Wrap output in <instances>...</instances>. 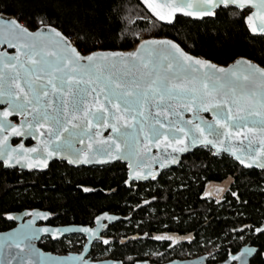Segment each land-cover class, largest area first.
Listing matches in <instances>:
<instances>
[{
    "label": "snow or ice",
    "instance_id": "6c2138e0",
    "mask_svg": "<svg viewBox=\"0 0 264 264\" xmlns=\"http://www.w3.org/2000/svg\"><path fill=\"white\" fill-rule=\"evenodd\" d=\"M70 2L0 0V13H17L0 26V43L14 49L0 53V170L35 174L31 183L21 179L4 192L39 188L38 198L24 194L26 203L58 201L55 212L24 209L30 219L0 243V264H264V55L259 64L242 58L218 66L191 55L198 35L161 37L130 26L150 20L158 32L181 17L204 23L257 9L244 21L264 38V0H142L151 16L139 7L146 19L135 22L132 9L121 15L118 0L83 14L70 10ZM53 5L60 11L49 12ZM14 138L36 144L11 146ZM185 157H195L192 168ZM53 164L64 171L53 172ZM86 168L115 169L109 180L117 183L85 185L74 173ZM45 176L37 184L36 177ZM121 191L117 206L132 211L126 226H133L136 212L149 217L135 224L138 235H107L121 222L108 212L76 224L71 204ZM60 216L67 223L49 224ZM0 219L16 216L0 206ZM161 219L168 222L165 231L153 233ZM68 234L84 241L70 258L46 257L36 246L44 240L75 247ZM141 235V247L151 241L164 250L117 251ZM190 256L194 261L184 258Z\"/></svg>",
    "mask_w": 264,
    "mask_h": 264
},
{
    "label": "trees",
    "instance_id": "16d2710c",
    "mask_svg": "<svg viewBox=\"0 0 264 264\" xmlns=\"http://www.w3.org/2000/svg\"><path fill=\"white\" fill-rule=\"evenodd\" d=\"M10 0H3V3L7 4ZM120 4L123 5L125 11L121 13V15H128L129 9L133 11L130 13L132 16V20L135 21H144L146 17L144 15H138L135 11L137 8L142 7L147 16L150 17L145 8L141 5V3H137V0H118ZM104 0H72L69 4V9L75 12L77 9L81 12V14L86 12H91L93 8H98L99 10H103ZM49 12L52 11H60L53 5L48 9ZM67 11V9L65 10ZM6 15L15 16L17 13L13 11L12 8H9L7 12H2ZM248 11L240 12L239 10L235 12H229L228 14H222L215 21H205L204 23H195L190 19L181 17L179 22L175 24V27H164L161 28L158 32L155 29H151V21L148 20L146 23L141 22L139 24L133 23L132 27H138L140 29H145L148 31L155 32L157 36H168L169 38L173 36H180L181 39L184 38L185 33H190L192 36H197L198 39L195 43V48L192 50L191 55L196 57L205 58L207 60L213 61L219 65L227 66L232 63L237 58L243 57L253 60L257 64L260 63L258 57L264 55V38L252 36L247 30L244 18L247 16ZM27 18V13H26ZM51 19H56L55 16L50 17ZM23 22V21H22ZM37 23H39V18H37ZM43 26V25H41ZM119 43V41H117ZM133 46H126L125 50H130ZM189 48L192 47L191 42L188 45ZM196 156L201 157L198 162L199 165L203 164L202 154L197 152ZM195 161V157H185V163L189 165L190 168L193 167ZM221 172H223V168L221 166H217ZM53 172L62 173L64 171L58 164L52 165ZM19 171V170H18ZM110 170L107 172L100 171L99 169L91 170L84 169L79 173H74V175L85 185H93L95 187H100L101 189L107 188L109 183L115 184L117 181H110L109 177L112 174ZM215 171V170H212ZM33 176H29L25 174L22 178L17 175V173L11 171H3L0 170V206L8 207L9 211L13 213L22 212L26 208L32 209H44L45 206H50L49 210L52 212L57 211V203L58 201H48L43 200L39 204L33 201L32 203H26V198L24 196L25 193H28V198L32 197V193L37 194V198L39 197V188H20L17 191H9L7 193L4 192L6 187H10L11 183H19L22 179L25 183H31V180L34 178ZM252 178H256V174H253ZM47 179L45 177H36L37 184L40 183L41 180ZM102 183L96 184L97 180H101ZM52 181H49L51 183ZM143 192V189H141ZM125 194L123 191L118 193L116 196H105V195H95V196H86L83 200L79 201L80 206L76 207L74 204H71L70 213H74L76 216V224H81L82 222H88L90 215L94 213H103L109 212L116 215H121L123 217L131 216L132 211L129 207H118V203H123L121 197ZM257 199V198H254ZM131 205L134 207L136 204L135 198L130 201ZM107 205V207H105ZM158 207V206H157ZM60 211H64L65 209L61 208ZM154 209H149L148 212H153ZM156 215H160V213H156ZM140 217H144L147 220L149 217L145 215L143 212H136L135 217H133V226L128 227L125 223L118 224L114 226L110 234L115 237H122L135 235L137 234L135 224L142 223L140 221ZM155 219V216L152 217ZM54 223L58 225H64L67 223V219L64 216H60L57 219H54ZM167 220L161 219L159 221V227L154 226L151 231L153 233L160 231H165L164 225L167 224ZM12 225L8 223L5 219H0V232L7 231L10 229ZM173 231L175 228L173 226ZM143 229H141V232ZM139 234V233H138ZM143 240L139 243L133 245L129 244L127 249L120 248L117 245L118 252H127L129 255L135 256L136 250L139 249L141 251L144 248L147 249H158L157 244L149 241L147 244H144L141 247ZM42 249L48 252L57 253V254H67L74 247L69 246L67 243H54L50 241H45L41 244ZM197 254V253H196ZM102 258V257H100ZM121 258V257H117Z\"/></svg>",
    "mask_w": 264,
    "mask_h": 264
},
{
    "label": "water",
    "instance_id": "95a60500",
    "mask_svg": "<svg viewBox=\"0 0 264 264\" xmlns=\"http://www.w3.org/2000/svg\"><path fill=\"white\" fill-rule=\"evenodd\" d=\"M153 2L154 3H160L161 2V0H153ZM256 2L258 3L259 2V0H256ZM141 5L145 8V10L148 12V10H147V5L146 4H143L142 3V0H141ZM240 12H244L243 10H239ZM248 11V14H247V16H249L250 15V12H255V11H257V9H249V10H247ZM148 14L151 16V13H149L148 12ZM246 16V17H247ZM14 16H11V15H6V14H3V13H0V26H3V21L5 20V19H7V20H11L12 18H13ZM184 18V17H183ZM253 23H255V24H258L259 23V20L258 19H254V21H253ZM41 27H43V26H41ZM247 27V26H246ZM250 33V32H249ZM251 34V33H250ZM252 36H255V37H262V35L261 34H256V35H253V34H251ZM14 52V49H10L9 47H8V45L7 44H3V43H0V53H9V54H11V53H13ZM193 57L194 58H199V59H205V58H200V57H196V56H194L193 55ZM243 57H240V58H237V59H242ZM236 59V60H237ZM248 59V58H247ZM236 60H234L232 63H230V64H233ZM210 61V60H209ZM210 62H212V63H215V62H213V61H210ZM215 64H217V63H215ZM230 64H228V65H230ZM218 66H222V65H219V64H217ZM203 115V114H202ZM188 116H190V114H188ZM188 116H186V118H188ZM207 119H211V114H208L207 115V117H206ZM19 117H17V122L19 121ZM101 132H102V135H107V131L106 130H101ZM14 141H18V143L17 144H15L14 143ZM28 141H31L32 142V144L30 145V146H35V144H36V141H35V139H33V138H27L26 139V141L24 140V138H14V139H12V141H11V146H16V145H18V144H21V143H26L27 144V142ZM87 142V141H86ZM236 144H239V142L237 141V142H235ZM26 146H28V145H26ZM76 147H79V144H77V145H75ZM152 151L153 152H155V148H153L152 149ZM35 210H37V211H39L38 209H35ZM110 214V213H109ZM13 215L14 216H16V219L14 220V221H12L13 223H17V226L15 227V228H18L20 225H22V224H24L26 221H28L29 219H30V217L28 216V215H26V212L25 211H23V212H20V213H13ZM116 217H117V219H119L121 222H125V219L127 218V217H123V216H118V215H116ZM26 219V220H25ZM24 220H25V222H24ZM38 224H39V222H37ZM105 223L107 224L108 222L107 221H105ZM114 224H116V223H114ZM114 224H112V225H114ZM11 234V230L10 231H8V232H6V233H0V243H7V240H6V236L7 235H10ZM69 235H75V234H68V236ZM40 243V242H39ZM39 243H37L36 244V246L40 249V251L46 256V257H53V258H70V257H72V256H74L76 253H69V254H66V255H59V254H54V253H51V252H46V251H44V250H42L40 247H39ZM4 251V249H0V253H2ZM3 257H2V255H0V259H2ZM193 261H194V259H193Z\"/></svg>",
    "mask_w": 264,
    "mask_h": 264
},
{
    "label": "flooded vegetation",
    "instance_id": "af4514ba",
    "mask_svg": "<svg viewBox=\"0 0 264 264\" xmlns=\"http://www.w3.org/2000/svg\"><path fill=\"white\" fill-rule=\"evenodd\" d=\"M14 143L17 144L18 141H14ZM31 144H32V142H31V141H28L26 145L30 146ZM86 169H87V168H86ZM209 187H211V185H209ZM38 210H40V209H38ZM22 212H23V211H22ZM16 213H20V212H16ZM108 213H109V212H108ZM110 214H113V213H110ZM115 215H116V214H115ZM118 216H121V215H118ZM129 216H130V215H129ZM126 217H128V216H126ZM25 220H26V219H25ZM25 220H24V222H25ZM8 223H10V224L12 225V227H11L10 229H8L7 231L5 230V231H2V232H0V233H6V232H8V231L14 229V228L17 226V223H13V222H8ZM121 223H125V222H120V223H116V224L112 225V227L109 229L107 235L111 236V234H110L111 229H112L114 226H116V225H118V224H121ZM49 224H50V225L61 226V225L55 224V223H54V219H53V220H50V221H49ZM77 225H80V224H77ZM136 235H138V233L135 234V235H130V236H128V238L131 239V238H133V237L136 236ZM67 238H68V239H71V240L73 241V243L76 245L72 250L69 251V253H77V252H79V251H80L79 244L84 243V241H83L82 239H80L79 236H78L77 234H75V235H69ZM122 239H123V237H122ZM143 239H144V238H143V236L141 235V240H143ZM43 242H45V241H44V240H41V242L39 243V247H40L41 249H42L41 244H42ZM54 243H55V242H54ZM155 244H157V247H158L157 250H160V251H163V250H164V249L161 247L160 244H158V243H155ZM42 250H44V249H42ZM44 251H45V250H44ZM94 251H95V249H94ZM46 252H48V251H46ZM51 253H52V252H51ZM69 253H67V254H69ZM54 254H57V253H54ZM59 255H66V254H59ZM195 255H200V256H202L203 253L201 252V253H197V254H195ZM103 258H105V257H102L101 259H103ZM184 258H185V259H191V260H193V259H195V256L184 257Z\"/></svg>",
    "mask_w": 264,
    "mask_h": 264
}]
</instances>
